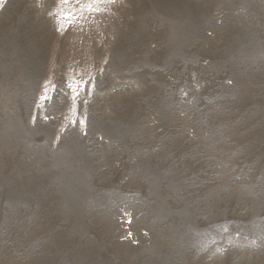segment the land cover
<instances>
[{"label": "rangeland", "instance_id": "rangeland-1", "mask_svg": "<svg viewBox=\"0 0 264 264\" xmlns=\"http://www.w3.org/2000/svg\"><path fill=\"white\" fill-rule=\"evenodd\" d=\"M0 264H264V0H0Z\"/></svg>", "mask_w": 264, "mask_h": 264}, {"label": "snow or ice", "instance_id": "snow-or-ice-1", "mask_svg": "<svg viewBox=\"0 0 264 264\" xmlns=\"http://www.w3.org/2000/svg\"><path fill=\"white\" fill-rule=\"evenodd\" d=\"M61 2H62V3H68L69 0H61ZM93 2H94V3H96V2L103 3V2H105V0H93ZM107 2H109V3H114L115 0H107Z\"/></svg>", "mask_w": 264, "mask_h": 264}]
</instances>
